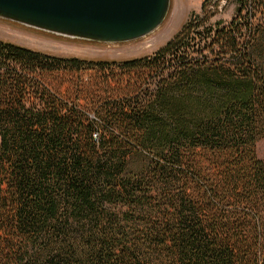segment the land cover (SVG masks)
Wrapping results in <instances>:
<instances>
[{"label": "trees", "instance_id": "16d2710c", "mask_svg": "<svg viewBox=\"0 0 264 264\" xmlns=\"http://www.w3.org/2000/svg\"><path fill=\"white\" fill-rule=\"evenodd\" d=\"M236 1L122 62L0 40V264H264V0Z\"/></svg>", "mask_w": 264, "mask_h": 264}, {"label": "water", "instance_id": "95a60500", "mask_svg": "<svg viewBox=\"0 0 264 264\" xmlns=\"http://www.w3.org/2000/svg\"><path fill=\"white\" fill-rule=\"evenodd\" d=\"M171 0H0V17L55 34L104 43L148 36Z\"/></svg>", "mask_w": 264, "mask_h": 264}, {"label": "rangeland", "instance_id": "374dc122", "mask_svg": "<svg viewBox=\"0 0 264 264\" xmlns=\"http://www.w3.org/2000/svg\"><path fill=\"white\" fill-rule=\"evenodd\" d=\"M203 1L171 0L169 13L158 29L146 37L128 42L104 43L72 38L1 17L0 40L60 57L122 62L153 55L181 30L192 13H201ZM212 10L216 11L212 18L213 22L217 20L229 22L238 10V3L236 0H219ZM254 21L256 23L264 21V9L255 15ZM261 38L264 39V30L261 32ZM256 152L264 159V139L257 142Z\"/></svg>", "mask_w": 264, "mask_h": 264}]
</instances>
